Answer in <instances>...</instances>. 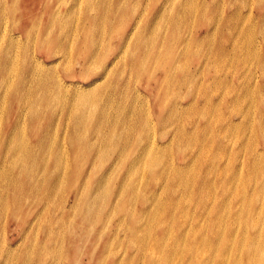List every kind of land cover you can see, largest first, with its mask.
Wrapping results in <instances>:
<instances>
[{
	"label": "bare ground",
	"instance_id": "6f19581e",
	"mask_svg": "<svg viewBox=\"0 0 264 264\" xmlns=\"http://www.w3.org/2000/svg\"><path fill=\"white\" fill-rule=\"evenodd\" d=\"M40 1L39 25L47 21L38 32L26 30L35 17L28 7L20 26L2 29L10 40L26 33L17 47L21 64L13 41L0 56V102L10 96L0 139V214L11 211V220L34 233L26 248L33 253L18 264H80L86 255L98 264H264V180L253 188L258 197L246 188L264 169V72L257 69H264V43L255 46L253 27L249 37L240 31V43V33L234 36L242 16L222 15L224 26L209 27L195 0H72L55 10L54 0ZM199 2L203 9L211 3ZM190 22L208 27L186 37L180 29ZM73 53L76 64L63 66ZM239 63L250 65L242 78L232 68ZM145 80L157 87L153 99L142 90ZM224 82L223 94L213 91ZM178 86L188 91L175 95ZM77 173L79 180L71 177ZM41 203L45 210L32 221ZM122 213L129 217L113 232ZM43 216L48 225L38 245ZM128 234L134 245L123 250L117 243Z\"/></svg>",
	"mask_w": 264,
	"mask_h": 264
},
{
	"label": "rangeland",
	"instance_id": "374dc122",
	"mask_svg": "<svg viewBox=\"0 0 264 264\" xmlns=\"http://www.w3.org/2000/svg\"><path fill=\"white\" fill-rule=\"evenodd\" d=\"M85 1L87 2V0H84L82 4L86 3ZM209 1L211 3H210L209 6H206L205 9H203L202 5H200L199 0L193 1V4L197 5V8H199L201 11L204 10L206 15L209 17V23H208L209 27L213 28V27L218 26V25L219 26L220 25L224 26L223 22H224L225 19L221 21L220 18H219L222 15L224 16L223 18H225V16H227L229 13L232 14V15L233 14L236 15L233 18H238L239 16H242L240 18V20H239V24L237 25V31L235 32V36L234 37H236L240 33V35H239L241 37L240 38V43H242L245 38H243L241 36V32L240 31H243V33H244L245 32L244 29H246V31L248 32V28L250 26H252L253 29L255 30L253 32V34H252L255 46L260 48V49H262V47H263L262 45L264 43V40H263L264 34H262L263 31H264V18H262L261 16H264V5L260 4L261 0H239V2H235V3H233L232 0H214L213 2L211 0H209ZM62 2H63V4H62ZM65 2H67L68 5L72 4L71 3L72 0H54V1L51 2L50 5H51V8H53L55 10L58 7H66V6H68L67 3H65ZM175 2H176L175 5H178L180 3V0H175ZM243 2H244V4H242ZM14 4H16V5H14ZM56 4H57V6H56ZM64 4H66V5H64ZM217 4H219V5H217ZM26 7H28L30 10H32V13H34V15H35V17L33 18V21L25 23L26 24V30H29L30 33H36V32H38L40 30V25H42L44 22L47 21V20H43L42 21L43 23H41L39 25L40 19H37V16L41 15V14H44V9H43V6H42L40 0H35V2H31L30 0H17V1L6 0L5 5L2 7V9L0 11V56H1L2 52H3V49L8 47V46H10L11 41H13L14 42L13 46H16V50H15L14 56H15L17 64H21L22 61H23L22 50L18 49L17 47H18L19 44L23 43V41L25 40L24 38H25V34L26 33L20 32L19 30L18 31L13 30L12 31L13 35H16L19 32L21 33V35H20L21 40L20 41L19 40H10V39H7V38H3V30L2 29L5 26L8 25L7 26L8 27V31L10 32L11 28H13V26H15L16 24H18L20 26L23 23V18L22 17L24 16L23 13H24V9ZM223 7H225V8H223ZM238 7H239V9H238ZM77 10L78 11L75 12L76 16H78L81 13L80 9H77ZM3 11H4V13H3ZM236 11L238 13H236ZM240 11H241V14H240ZM1 13H3V14H1ZM70 18H71L70 20L72 21L73 18L72 17H70ZM197 19L199 20V17H197ZM246 20H247V22H249V24L246 22ZM240 21H243V22H240ZM250 22H251L252 25L250 24ZM253 23H255V24H253ZM195 24H193V22L182 24L180 32L183 33L184 36L189 37L191 35V32L195 33V32H199L200 31V33H203V31L208 27L207 24H205V25H202V26H199L198 28H196V27H194V26H197ZM81 27L83 28V25H81ZM232 28L234 29L233 26H232ZM107 32H108V25L105 24V33L107 34ZM247 32L245 34H247V36L249 37L250 33L249 32L247 33ZM107 35L109 37L105 35V38H104L105 40H101L102 41L101 45H103L105 47L108 46L107 43L109 42L108 40H110L109 33ZM241 39H242V42H241ZM212 42L213 43L215 42V43L213 44ZM212 42H211V44H213V46H217L218 40L217 41L213 40ZM204 49H206L207 51L209 50V45L207 43H206V45H204ZM70 57H71V59L65 60L64 63H62V65L64 64L65 66L66 65L69 66L70 63H72L73 61H75V63H74V65H75L76 64V60H77V59H75L76 58V54L73 53ZM262 61H264V56L262 57ZM66 63H68V64H66ZM244 64H246V66ZM244 64L243 63H239L238 65H234V66L232 65V68L234 67V69L237 71V74L240 75V78H242L244 76V74L246 73V71L248 69V66H250L248 63H244ZM60 68H62V67H60ZM262 68L263 67H258L257 68L258 69V75L260 73L264 72V69H262ZM214 70H215V67H211L210 68V72L211 73H213ZM193 71H194V68H193ZM226 71H228V69H225V70L221 71V74H223ZM230 75H231V73L229 74L228 77L227 76H222V78H227L229 80L230 79ZM260 77H262V76H260ZM69 79H71V78H68V80ZM77 80H79V79H77ZM147 86H146V80H145L144 84L142 85V90L145 93V95H148L151 99H153V97L155 95V92L157 90L156 89L157 87L154 85V81L151 82V85H149L148 87ZM212 89H213L214 92H216L218 94H223L225 90L229 89V87H228V84L226 82H224L223 84L220 85V89L219 90H217L218 88H216L215 86H212ZM187 91H188V87H186V86H180L179 87L178 86L175 89V95H179L181 92H185L186 93ZM185 100H186V98H183L181 101L184 102ZM9 102H10V96L7 95V94L4 96V101L0 102V108L2 109V110L0 109V114H1L0 115V132H1V129L3 128V126L5 124L6 120H7V117L9 116V112L7 111L8 108H9V105H10ZM239 102L241 103V102H244V101L239 99L236 102V104H239ZM153 106H154V102L152 100L151 109H152ZM237 106L239 107L240 105H237ZM202 107L206 108L205 111L207 110V108H208L209 111L213 110V108H212L213 105H209V107H208V105L205 106V105L202 104ZM241 107H244V106H241ZM113 112H114V110L112 111V115L115 114V112L114 113ZM258 113L259 112H258L257 107L253 106V109H252V114L253 115L252 116L253 117L255 116V118H257V116H259ZM187 117L188 118L185 121H186V125L188 126L189 125L188 122L191 119V116L189 115ZM196 121L198 123H200L199 124L200 126H203L204 124L208 123V120L200 121L197 117H196ZM22 126H23V124H22ZM25 126L27 128L28 124L25 125ZM55 129H54V131H63L62 127L55 128ZM86 131H88V130H86ZM160 133L161 132H155L154 134L157 136V135H160ZM170 133L172 134V132H170ZM244 133L249 135V132H244ZM3 135H4V132H1L0 139L3 138ZM234 135L235 134H231V136H229L230 140L232 141V142L230 141L231 145L232 144L234 145V142H233L234 138H235ZM58 136H60V135H55V137H58ZM236 144H235V146H239L241 144V142L239 141ZM224 159H227V157L224 156ZM110 160L111 159H109V161ZM143 161H145V160H143ZM106 164H108V163H106ZM71 166H72V164H71ZM146 167L147 166H144L143 169L146 168ZM258 169L259 170L254 172L255 175H253V178L251 180L252 182L249 183L248 187H246L247 191H248L247 195H253L254 197H258L260 194H259V191H258L259 187L257 188V190H255L253 188H255L258 185L260 186L259 183H261L264 180L263 179L264 176H262V177L260 176V174L264 173V169L263 168H258ZM126 170H128V168H126ZM81 172H82V170H81ZM230 172H231V169H228L226 171V175L228 173H230ZM90 175L92 177H95L97 175V173H92L91 172ZM247 175H248V173H246V176ZM80 176H81V173L79 175L77 173V176H74L73 174H71V177L73 179L78 178V180H79ZM111 186H113L112 183H109V187H111ZM253 190H254V192H253ZM3 195H5L7 197V199H10V200L13 198V193H10V197L8 198V193H7L6 190H5V193ZM106 201H108V199H106ZM71 209H72V206H69L67 208L68 214H71V212H72ZM39 210L41 211V213L44 212V210H45L44 205L42 203H41V205H35L34 206V213L30 214V219L32 221L37 218ZM51 211H53V209ZM191 211L197 218L202 219V216H201V213H200L199 210H197V211L191 210ZM10 212L11 211H9L8 213L6 212V213H3V214H0V263L1 264H3V263L18 264L19 261H20L21 255H24V253H26V252H29V254L33 253L32 249L30 250V249H26V248H28L31 245V243L33 241L34 233H29V225L17 224V222L15 220H11L10 219V216H11ZM44 216L41 217V219H40V229L37 232V235H36V238H35V242L37 241L38 245H40V243H41L40 239H41V237L43 235L42 230L44 229L45 226L48 225L47 223H45L44 226H42ZM128 217H129L128 215L125 216V214L122 213L120 217L115 218L113 220V224L110 227L111 230L113 232H115V223L117 222V220H124L126 222L125 218H128ZM193 219H195V217H193ZM26 221H27V218H26ZM207 221H208V219H206V222ZM65 229L60 230V231L63 232ZM2 235H3V238H4L5 242H3L2 239H1ZM128 236H129V240H124L123 242L119 241L117 243V246H121L123 248V250L131 249L132 246L134 245L133 244V238L131 237L130 234H128ZM103 244L104 243L102 242V245ZM203 248L204 249H208L209 245H204ZM112 259H114V257L108 258V260H112ZM115 259H117V261L119 262L121 257H115ZM80 264H98V261L94 260V261L90 262L89 257L86 255V256L83 257V260L81 261Z\"/></svg>",
	"mask_w": 264,
	"mask_h": 264
}]
</instances>
